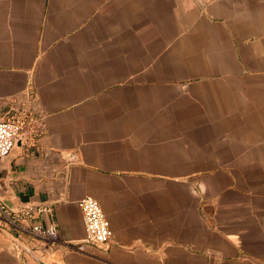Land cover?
I'll list each match as a JSON object with an SVG mask.
<instances>
[{"label": "crops", "instance_id": "0c3cea01", "mask_svg": "<svg viewBox=\"0 0 264 264\" xmlns=\"http://www.w3.org/2000/svg\"><path fill=\"white\" fill-rule=\"evenodd\" d=\"M9 111L0 190L31 210L0 264H264V0H0ZM84 198L104 250L78 249Z\"/></svg>", "mask_w": 264, "mask_h": 264}, {"label": "built area", "instance_id": "2783aa9c", "mask_svg": "<svg viewBox=\"0 0 264 264\" xmlns=\"http://www.w3.org/2000/svg\"><path fill=\"white\" fill-rule=\"evenodd\" d=\"M19 113V114H18ZM12 112L4 121L0 122V161L6 158L12 151L16 139L22 136L25 139V113ZM85 225L86 235L79 250L84 246H93L102 250L110 243L113 232L110 223L101 205L92 198H84L79 202ZM28 209L22 213H16L9 209L0 199V232L11 233L18 228V224L28 218ZM42 212V210H39ZM31 234L38 240L46 243L49 251L57 249L59 236L57 226L34 225Z\"/></svg>", "mask_w": 264, "mask_h": 264}, {"label": "water", "instance_id": "95a60500", "mask_svg": "<svg viewBox=\"0 0 264 264\" xmlns=\"http://www.w3.org/2000/svg\"><path fill=\"white\" fill-rule=\"evenodd\" d=\"M9 113H10V112H9ZM9 113L6 114V117H7V115H9ZM6 117L1 118V119H0V122H1V121H4ZM23 141H24V138H23L22 136H20L19 138H17V139H16V142H15V145H14L12 151L10 152V154L13 152V150L15 149V147H16L18 144L22 143ZM10 154H9V155H10ZM9 155H8V156H9ZM8 156H7V157H8ZM7 157H6V158H7ZM4 159H5V158H4ZM4 159H3V160H4ZM3 160H2V161H3ZM2 161H0V163H1ZM0 199L2 200V202H3V203H4L9 209H11L12 211H14V212H16V213H22V212H25V211H27L28 209H30V208L27 207V208H25V209H24L23 211H21V212H20V211H16V210H14V209L11 208L10 206H8V204H7V203L5 202V200L3 199V196H2L1 190H0Z\"/></svg>", "mask_w": 264, "mask_h": 264}, {"label": "rangeland", "instance_id": "374dc122", "mask_svg": "<svg viewBox=\"0 0 264 264\" xmlns=\"http://www.w3.org/2000/svg\"><path fill=\"white\" fill-rule=\"evenodd\" d=\"M9 112H10V111H9ZM9 112H6V114H7V113H9ZM6 114H4V116H3V117H6Z\"/></svg>", "mask_w": 264, "mask_h": 264}]
</instances>
